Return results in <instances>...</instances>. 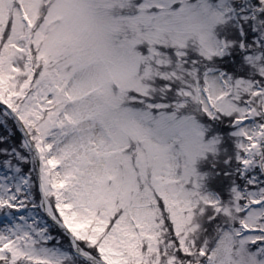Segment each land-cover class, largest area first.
Masks as SVG:
<instances>
[{
	"label": "snow or ice",
	"instance_id": "1",
	"mask_svg": "<svg viewBox=\"0 0 264 264\" xmlns=\"http://www.w3.org/2000/svg\"><path fill=\"white\" fill-rule=\"evenodd\" d=\"M0 264H264V0H0Z\"/></svg>",
	"mask_w": 264,
	"mask_h": 264
}]
</instances>
